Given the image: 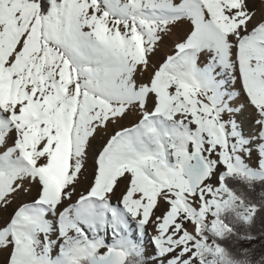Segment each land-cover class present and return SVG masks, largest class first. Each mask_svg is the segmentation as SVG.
I'll list each match as a JSON object with an SVG mask.
<instances>
[{"label": "snow or ice", "instance_id": "6c2138e0", "mask_svg": "<svg viewBox=\"0 0 264 264\" xmlns=\"http://www.w3.org/2000/svg\"><path fill=\"white\" fill-rule=\"evenodd\" d=\"M0 264H264V0H0Z\"/></svg>", "mask_w": 264, "mask_h": 264}]
</instances>
